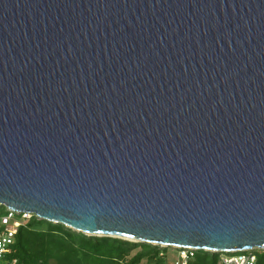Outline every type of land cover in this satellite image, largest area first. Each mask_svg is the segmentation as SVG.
<instances>
[{"label": "water", "instance_id": "1", "mask_svg": "<svg viewBox=\"0 0 264 264\" xmlns=\"http://www.w3.org/2000/svg\"><path fill=\"white\" fill-rule=\"evenodd\" d=\"M4 207L264 250V0H0Z\"/></svg>", "mask_w": 264, "mask_h": 264}, {"label": "trees", "instance_id": "2", "mask_svg": "<svg viewBox=\"0 0 264 264\" xmlns=\"http://www.w3.org/2000/svg\"><path fill=\"white\" fill-rule=\"evenodd\" d=\"M4 209L1 208L0 210ZM141 249L137 254L132 253ZM14 257L20 264H164L166 248L111 237H89L33 216L17 235ZM264 264V251H255ZM220 253L194 252L189 264H220Z\"/></svg>", "mask_w": 264, "mask_h": 264}, {"label": "built area", "instance_id": "3", "mask_svg": "<svg viewBox=\"0 0 264 264\" xmlns=\"http://www.w3.org/2000/svg\"><path fill=\"white\" fill-rule=\"evenodd\" d=\"M29 218H32V216L19 214L7 207H5L4 213L0 212V264H20L19 260L14 257V248L19 230L25 226L24 220ZM177 250L180 252V257L174 264H189L194 252H197L186 249ZM255 251L264 250L255 249L245 252L225 253L228 257H224L222 264H257Z\"/></svg>", "mask_w": 264, "mask_h": 264}, {"label": "rangeland", "instance_id": "4", "mask_svg": "<svg viewBox=\"0 0 264 264\" xmlns=\"http://www.w3.org/2000/svg\"><path fill=\"white\" fill-rule=\"evenodd\" d=\"M0 212L4 213L5 210L2 209L0 210ZM31 220V218L24 220L25 225L28 224V222ZM139 251H141V249H137L136 251H134L132 253V256H134L135 254H137ZM221 256V262L220 264H222L224 257H228L226 254H220ZM161 259H163L165 261L166 264H174L180 257V252L179 250L175 249V248H166V251L164 252V255H160ZM143 264H156V262H151L149 263V261H144Z\"/></svg>", "mask_w": 264, "mask_h": 264}]
</instances>
